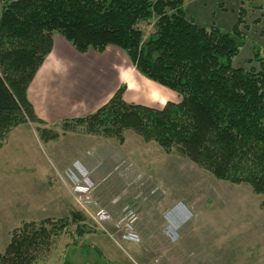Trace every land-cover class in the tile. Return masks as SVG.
Masks as SVG:
<instances>
[{
	"label": "trees",
	"instance_id": "trees-1",
	"mask_svg": "<svg viewBox=\"0 0 264 264\" xmlns=\"http://www.w3.org/2000/svg\"><path fill=\"white\" fill-rule=\"evenodd\" d=\"M245 14L239 8L234 26L223 30L189 20L183 0H0V147L15 126L40 122L26 91L59 34L79 53L119 48L139 74L180 97L161 108L127 103L121 86L93 113L63 121V129L119 143L131 130L264 196V56L253 46L248 68L232 65L245 43ZM153 19V31L143 39L138 25ZM68 223L21 222L0 252V264H40ZM88 232L95 229L77 223L78 235ZM83 245L104 259L97 246ZM69 247L77 249L75 240Z\"/></svg>",
	"mask_w": 264,
	"mask_h": 264
},
{
	"label": "rangeland",
	"instance_id": "rangeland-1",
	"mask_svg": "<svg viewBox=\"0 0 264 264\" xmlns=\"http://www.w3.org/2000/svg\"><path fill=\"white\" fill-rule=\"evenodd\" d=\"M249 3L257 7H250ZM246 4L245 17L252 12L246 22L248 28L243 31L245 43L233 58V67L251 65L247 60L252 56L253 46L264 56V0H248ZM153 22L154 19L138 25L143 39L153 31ZM179 100L175 93L167 101ZM102 138L105 150L113 154L107 153L98 171L99 175H105L91 186L89 198L95 204L90 207L74 201L85 211V224L98 232L79 237L76 225L68 220L67 231L60 234L52 253L40 264H64L65 253L69 264H264L263 195L254 193L247 184L219 179L175 150L166 152L131 130L123 132L122 143L113 137ZM14 140L10 138L0 155L1 171H8V176L13 177L0 182L1 253L6 247L9 227L25 217L47 213L51 205L48 183L56 189L54 195L60 211H64V192L60 189L73 190V184L64 175L67 169L60 170L49 147L42 141L38 143L35 137H28L24 154L36 158L37 165L8 168L23 154V148H16ZM102 143L98 141L97 147ZM68 146L63 148L66 155L74 148ZM96 207L107 209L113 220L124 210H131L136 218L134 229L138 240H122L112 233L111 223L105 225L109 233L94 224L91 215ZM73 240L77 249L65 250V244ZM88 242L100 248L104 259L100 260L93 249L85 250L83 244Z\"/></svg>",
	"mask_w": 264,
	"mask_h": 264
},
{
	"label": "crops",
	"instance_id": "crops-1",
	"mask_svg": "<svg viewBox=\"0 0 264 264\" xmlns=\"http://www.w3.org/2000/svg\"><path fill=\"white\" fill-rule=\"evenodd\" d=\"M245 4L246 1L243 3V0H183L185 15L189 20L199 26L214 25L223 30H230L234 26L238 18L237 11L239 8H246ZM251 12L247 13L246 22H249ZM238 67L244 68V65ZM121 86L125 88L122 96L124 101L154 108H161L156 105H163L175 95L173 91L135 72L125 53L119 48L109 45L101 53L91 49L85 53H79L61 35L53 34L51 51L36 71L26 91L27 99L40 122L21 123L8 133L4 144L0 147V155L6 149L11 137L15 139L16 148H23L20 160L10 165L7 163L8 168L16 170V168L37 165L36 158L30 159V156L27 157L24 154L28 137H35L38 143L42 141L49 147L60 170L83 169L87 175L88 185L94 186L96 180L105 175V173L102 175L98 173L100 164L105 161L107 153L112 155L113 152L105 150L101 135L63 129L61 124L63 121L93 113L104 105ZM98 141L102 143L100 147H97ZM66 145L74 146L68 155L64 154L63 150ZM1 170L2 167L0 182L4 183L5 179L13 178L8 176L10 174L8 171ZM48 184L51 189V205L47 207V213L40 217L37 215L25 217L20 223L40 218L51 220L67 218L76 227L77 223L85 224V211L78 208L71 192L65 187L60 189L64 192L62 198L64 211H60L57 202L59 200L54 195L56 189L52 183ZM18 223L8 228L7 243L11 231L20 225ZM98 249L100 250L99 247ZM101 253L103 254L102 251Z\"/></svg>",
	"mask_w": 264,
	"mask_h": 264
},
{
	"label": "built area",
	"instance_id": "built-area-1",
	"mask_svg": "<svg viewBox=\"0 0 264 264\" xmlns=\"http://www.w3.org/2000/svg\"><path fill=\"white\" fill-rule=\"evenodd\" d=\"M64 175L66 178L68 177L70 183L73 184L71 194L74 201L79 204L93 207L95 203L89 198L92 188L87 183V175L84 170L77 169L76 171H73L69 169L64 172ZM91 218L95 224L100 226L105 232H108L105 225L111 223L112 233L117 234L122 240L132 242L138 240V235L134 229L136 218L131 210H124L120 217L113 220L107 209L96 207Z\"/></svg>",
	"mask_w": 264,
	"mask_h": 264
}]
</instances>
